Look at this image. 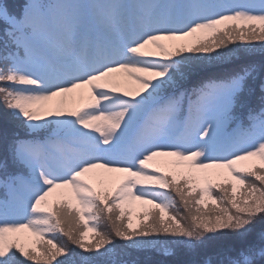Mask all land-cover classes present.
<instances>
[{
    "label": "snow or ice",
    "instance_id": "1",
    "mask_svg": "<svg viewBox=\"0 0 264 264\" xmlns=\"http://www.w3.org/2000/svg\"><path fill=\"white\" fill-rule=\"evenodd\" d=\"M257 50L264 0L0 2V264H264ZM78 89L76 110L43 103ZM168 156L187 172L150 167ZM193 169L230 179L196 186ZM128 200L158 212L133 228Z\"/></svg>",
    "mask_w": 264,
    "mask_h": 264
},
{
    "label": "rangeland",
    "instance_id": "2",
    "mask_svg": "<svg viewBox=\"0 0 264 264\" xmlns=\"http://www.w3.org/2000/svg\"><path fill=\"white\" fill-rule=\"evenodd\" d=\"M198 38H201V34H197L193 37H187L185 38L184 43L189 45H194ZM123 73V71H121ZM119 74V72L115 73L112 77V80L114 83H116L119 86V89L121 92L123 91H129L132 92L135 90L138 85L136 84L135 80L133 84L129 83L130 80H125L120 78L119 80L116 79V75ZM127 74V73H126ZM119 77V76H118ZM130 79V78H129ZM89 102L88 96H87V90L86 89H78L75 90L73 93L66 94V96H59L58 103L60 108H63L65 110H76L83 106L85 103ZM47 106H52V103H45ZM253 162H258V158H253L252 161L246 162L249 166ZM150 167L152 168H159L160 172L170 174L176 173H186L189 168V162L178 160L176 157H156L154 158V161L150 163ZM97 172V180H104L106 177L111 175H121V174H109L103 172V170H96ZM193 172L196 174V186L202 187L205 183V181L211 182V183H223L226 180L230 179V177H227L226 170H211V169H205V170H196L193 169ZM222 173V174H217ZM177 178H179V175H177ZM233 184L235 181L232 182ZM94 187H101L98 183H94ZM115 187L114 183H105L103 185V188L111 191ZM54 198V197H53ZM52 199V198H50ZM210 203V202H209ZM153 206L150 204H145L139 200H128L124 205L123 208L125 212L127 213V222L130 219L132 227L137 226V224H140L139 221L144 217L143 215L146 214V209ZM91 233L86 232L85 239H87ZM33 238L28 233H21L20 234V242L25 245V247H35V245L32 243Z\"/></svg>",
    "mask_w": 264,
    "mask_h": 264
},
{
    "label": "trees",
    "instance_id": "3",
    "mask_svg": "<svg viewBox=\"0 0 264 264\" xmlns=\"http://www.w3.org/2000/svg\"><path fill=\"white\" fill-rule=\"evenodd\" d=\"M0 2H3L4 4H7V5H13V4H17V3L22 2V0H0ZM256 27H257V30H258L260 25L257 23ZM251 56L257 63L264 62V52H261V51L257 50L256 52L252 53ZM207 67L216 69L218 66H216V65H207ZM204 75H206V74L201 73L199 76H196L194 82H196V80H199V79L203 78ZM165 174H170V173L167 172ZM177 179H179V178H177ZM179 211H180L181 214H183V212H184L183 207H180ZM145 212H146V214H144L143 215L144 217L139 221L140 224H141V222H143L144 224H148L150 222V219H151L150 216L148 215V213L149 212H158V210H156L154 208L152 209V207L150 206L148 209H146ZM159 215H163V213H159ZM127 219L128 218L126 216L124 218V223L125 224H127ZM140 224H137V226H135L133 228L139 227ZM134 255H135V257L137 259H140V260H148V259L152 258V253L148 252V251H136V252H134ZM20 259H24V258L21 257ZM26 264H29V262H26Z\"/></svg>",
    "mask_w": 264,
    "mask_h": 264
},
{
    "label": "bare ground",
    "instance_id": "4",
    "mask_svg": "<svg viewBox=\"0 0 264 264\" xmlns=\"http://www.w3.org/2000/svg\"><path fill=\"white\" fill-rule=\"evenodd\" d=\"M114 75V74H113ZM119 76V77H118ZM120 78L122 79H125V80H130L129 83L133 84L134 82V79H132L131 77H129L125 72L121 73L119 72V74L116 75V79L119 80ZM130 78V79H129ZM59 97V96H58ZM58 97H54L52 98V100L50 101H45V103L47 104L48 102L49 103H52V106H55V107H59L60 105L58 103H56V101H58ZM60 108V107H59Z\"/></svg>",
    "mask_w": 264,
    "mask_h": 264
}]
</instances>
